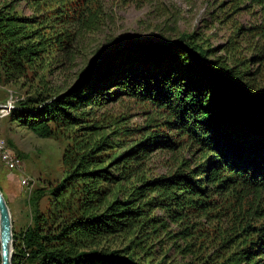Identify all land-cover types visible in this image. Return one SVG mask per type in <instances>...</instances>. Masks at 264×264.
I'll return each instance as SVG.
<instances>
[{"label": "trees", "instance_id": "1", "mask_svg": "<svg viewBox=\"0 0 264 264\" xmlns=\"http://www.w3.org/2000/svg\"><path fill=\"white\" fill-rule=\"evenodd\" d=\"M108 21L102 0H0V80H19L49 59L72 61ZM128 44L82 82L12 112L18 127L70 142L65 177L50 191L59 214L45 217L44 194L36 192L32 224L13 229L12 264H165V257L142 260L135 248L168 233L169 224L192 239L199 231L192 220L219 219L214 198L225 196L237 200V226L209 254L191 244L181 253L194 259L188 264H264V90L250 70L211 60L194 35ZM124 97L165 111L164 125L176 134H149L122 150L126 120L100 111ZM183 147L190 160L167 175L147 174L151 154ZM255 216L263 222L253 223ZM117 236L130 240L125 250L93 249Z\"/></svg>", "mask_w": 264, "mask_h": 264}, {"label": "rangeland", "instance_id": "2", "mask_svg": "<svg viewBox=\"0 0 264 264\" xmlns=\"http://www.w3.org/2000/svg\"><path fill=\"white\" fill-rule=\"evenodd\" d=\"M102 1L109 21L100 32L87 36L75 58L64 63L59 59H49L44 68L29 70L19 80L6 82L3 78L0 80V103L8 100L10 89L16 93L17 104L36 99L39 94L51 98L63 93L77 82L94 56L118 42L128 39L129 42L172 43L183 35H194V41L211 52V60L219 59L228 68L250 70L254 85L264 90V6L259 4V0ZM19 6L23 14L34 15L24 4ZM100 113L126 120L122 125L130 130V135L128 138L122 137V150L149 134H176L164 125L168 120L165 111L128 97L112 103ZM0 137L21 157L25 169L24 172L10 171L0 164V189L11 212L13 229L19 232L32 224L31 199L37 196L38 191L44 194L40 203L41 213L45 217L53 213L54 219L59 211L52 203L50 191L65 177L62 158L70 142L63 138L39 137L28 128L13 125L9 119L0 120ZM190 158L186 147L175 151H156L144 161L145 170L150 177L167 175L178 169L183 160ZM12 175L17 176L14 178L19 181L18 185L12 181ZM22 177L33 181L30 188L19 185ZM9 192L21 197L22 201L17 206L9 203ZM214 199L219 202V210L214 211L219 214V219L192 220L199 228L192 239H181L178 236L180 228L169 224V235L165 233L159 238L145 241L139 250L135 248L136 256L155 262L165 257V264H188L193 263L194 259L181 252L190 244L194 250L206 247L203 254H209L221 246L225 236L237 226L233 224L237 200L232 197L227 199V196ZM156 214L162 213L157 211ZM262 222V219L254 217L253 223ZM129 244V239L117 236L99 242L93 249L125 250ZM143 245L147 246L145 250L141 249ZM148 251L154 253L147 255Z\"/></svg>", "mask_w": 264, "mask_h": 264}, {"label": "water", "instance_id": "3", "mask_svg": "<svg viewBox=\"0 0 264 264\" xmlns=\"http://www.w3.org/2000/svg\"><path fill=\"white\" fill-rule=\"evenodd\" d=\"M130 40L121 41L111 45L107 50H103L93 57L87 69L81 73L78 82H82L86 77L96 71L97 67L122 47H127ZM77 82V83H78ZM0 239H1V264H12L13 256V221L7 201L0 190Z\"/></svg>", "mask_w": 264, "mask_h": 264}, {"label": "built area", "instance_id": "4", "mask_svg": "<svg viewBox=\"0 0 264 264\" xmlns=\"http://www.w3.org/2000/svg\"><path fill=\"white\" fill-rule=\"evenodd\" d=\"M8 100L6 102L0 103V120L9 119L12 112L17 108V98L16 93L10 89L8 90ZM0 164L6 167L10 171L19 170L24 172V163L19 155L9 147L7 142L0 137ZM33 181L29 178L22 177L20 180V185L22 187H31Z\"/></svg>", "mask_w": 264, "mask_h": 264}, {"label": "crops", "instance_id": "5", "mask_svg": "<svg viewBox=\"0 0 264 264\" xmlns=\"http://www.w3.org/2000/svg\"><path fill=\"white\" fill-rule=\"evenodd\" d=\"M13 125H16V124H13ZM14 177L17 178L16 175H12L11 179H12V181L15 182V184L18 185L19 181L16 180ZM13 179H14V180H13ZM19 185H20V184H19ZM8 194H9V203H10L11 205H13V206H17L18 203H20V202L22 201V200H21V197H20L17 193H15V192H9Z\"/></svg>", "mask_w": 264, "mask_h": 264}, {"label": "bare ground", "instance_id": "6", "mask_svg": "<svg viewBox=\"0 0 264 264\" xmlns=\"http://www.w3.org/2000/svg\"><path fill=\"white\" fill-rule=\"evenodd\" d=\"M0 253H1V239H0Z\"/></svg>", "mask_w": 264, "mask_h": 264}]
</instances>
